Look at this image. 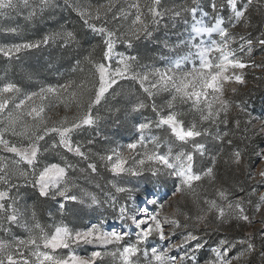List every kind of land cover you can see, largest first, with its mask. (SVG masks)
I'll return each instance as SVG.
<instances>
[{
  "label": "snow or ice",
  "instance_id": "snow-or-ice-1",
  "mask_svg": "<svg viewBox=\"0 0 264 264\" xmlns=\"http://www.w3.org/2000/svg\"><path fill=\"white\" fill-rule=\"evenodd\" d=\"M42 50L0 78V264H264V0H0V56Z\"/></svg>",
  "mask_w": 264,
  "mask_h": 264
},
{
  "label": "rangeland",
  "instance_id": "rangeland-1",
  "mask_svg": "<svg viewBox=\"0 0 264 264\" xmlns=\"http://www.w3.org/2000/svg\"><path fill=\"white\" fill-rule=\"evenodd\" d=\"M88 3H91L93 5H95L98 0H87ZM102 2V0H101ZM166 5H169L171 6L173 3H165ZM65 15H68L67 12H65ZM75 16V13H72L71 16ZM125 49L121 46H118L117 47V51L119 52H123ZM48 51L49 50H42V51H34L33 54H30V55H25L23 57V62L22 63H19L17 64L16 62H9L7 61L6 58L0 56V78H2V75L5 71H7V74L9 77H11L12 79H21L23 78L24 76V73L31 70V68L33 66L35 67H41L45 64V62L47 61L48 59ZM131 51V50H129ZM157 53H155L154 55H156ZM157 66H160V65H157ZM61 71V69H60ZM44 73H46L44 71ZM43 73V74H44ZM53 73H56V72H53ZM259 72H256L255 74H258ZM251 73L248 75L247 79H249V77H251ZM257 76V75H256ZM258 77V76H257ZM42 80H43V77H42ZM43 82H45L43 80ZM25 83H28V81H25ZM46 83V82H45ZM251 88V82L248 80V85H247V88H244V87H241L240 91L241 93H247V91ZM28 91H34L36 90L34 87L33 88H28L26 89ZM159 99L160 101L162 102L163 104V99L159 96ZM250 106L252 108H255L256 109V112L253 113V115H259L260 112V103L258 101V104H251L250 103ZM181 110H184V111H187V108L184 107L182 108ZM74 109L71 110V111H65V109L63 108L62 105L60 106H57V107H54L52 109V111H50L48 113V116L52 119V120H59L61 118H63L65 115H68V116H72L74 114ZM117 139L119 140L120 143H124L126 141L124 140H121L119 137H117ZM0 154H4L2 151H0ZM53 162H58V161H53ZM219 175L220 177H222L223 179H226L228 181H231L233 180L234 178V175H233V171H230L227 169V167L223 164L220 165L219 167ZM262 191H264V189H262ZM29 203H31V201H29ZM172 209H169V211H171ZM42 223L44 224H48V225H51L52 224V220L51 219H47V220H42L41 221ZM80 254H83V253H80Z\"/></svg>",
  "mask_w": 264,
  "mask_h": 264
},
{
  "label": "trees",
  "instance_id": "trees-1",
  "mask_svg": "<svg viewBox=\"0 0 264 264\" xmlns=\"http://www.w3.org/2000/svg\"><path fill=\"white\" fill-rule=\"evenodd\" d=\"M164 3H175V4H179L182 2V0H163ZM169 6V5H168ZM71 19L73 20V22L75 23V16H71ZM77 27H79V25H77ZM139 53L142 55H154L155 51H154V45L152 43L149 42H143L142 45L139 48ZM97 55H99V53H97ZM69 69V65L67 63H65V65L63 67H61V71L59 73H49L48 71L45 70L46 73L43 74V80L46 83H63L64 80L61 78V73H65L68 72ZM260 76L261 73L255 74V76ZM251 82V88L247 91V93H251V97L252 99L250 100L251 104H258V97L264 93V82H261L259 80H256L253 78V75H251V77H249L248 79ZM126 88H131L134 91L138 90L137 86L134 84H126L125 85ZM149 102V101H146ZM156 103L162 104V102L159 99V96L156 97ZM146 115H151V111L149 110ZM228 149H225V152H227Z\"/></svg>",
  "mask_w": 264,
  "mask_h": 264
}]
</instances>
